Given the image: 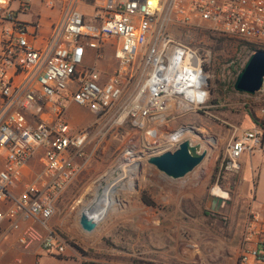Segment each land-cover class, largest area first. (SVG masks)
Here are the masks:
<instances>
[{
    "label": "built area",
    "instance_id": "obj_1",
    "mask_svg": "<svg viewBox=\"0 0 264 264\" xmlns=\"http://www.w3.org/2000/svg\"><path fill=\"white\" fill-rule=\"evenodd\" d=\"M34 1L0 0V244L16 234L23 251L36 246L47 256H63L67 246L51 221L93 158L87 150L93 126L104 121L119 128L134 120L136 128L154 134L144 144L153 151L148 159L175 151L181 141L167 140L159 152V134L204 106L208 76L204 59L176 42L172 26L209 23L264 50V0H102L91 13L81 11L82 0H40L60 15L38 44L39 24L18 19ZM108 47L119 64L111 75L98 67ZM72 106L94 114V125L73 128ZM263 146L258 127L233 139L219 177L239 174L241 157ZM35 158L42 168L27 181ZM7 264L24 260L17 256ZM236 264H264V211L250 212Z\"/></svg>",
    "mask_w": 264,
    "mask_h": 264
},
{
    "label": "rangeland",
    "instance_id": "obj_2",
    "mask_svg": "<svg viewBox=\"0 0 264 264\" xmlns=\"http://www.w3.org/2000/svg\"><path fill=\"white\" fill-rule=\"evenodd\" d=\"M82 1L86 5L81 11L91 13L102 0ZM171 29L176 42L197 51L204 59L207 95L201 109L173 120L159 134V152L167 149V140L181 141L180 136L189 134L198 137V141L185 138L181 142L189 140L194 145L201 144L207 151L205 160L186 178L169 179L148 163V155L153 151L144 144L149 143L148 137L153 139V132L148 136L134 126V120H128L119 128L105 126L104 121L94 125L97 120L94 114L72 106L69 122L73 128L94 125V136L87 148L94 155L58 201L51 221V227L67 246L65 255H46L39 264H81L82 261L95 264L237 263L244 227L251 212L249 200L253 189L251 191V183L245 181L243 190L245 194L248 190V197L242 200L238 188L242 175L219 177V167L233 139L256 127L249 114L264 119V91L249 96L234 89L236 78L254 48L248 42L221 33L209 23L172 26ZM118 65L114 49L108 47L98 64L99 69L111 75ZM3 154L2 151L0 155ZM248 158L244 154L241 160ZM124 159L130 164L141 162L133 178V189L115 192L114 205L106 215L101 214L103 205L98 204L94 209L95 219L100 217L101 221L92 215L90 223L100 222L93 231H85L80 222L83 209L94 201L100 184L107 183L110 189V178ZM41 168L39 162L36 170ZM123 180L126 184L130 182L129 177ZM216 189L226 194L225 203L218 210L211 202ZM142 197L155 206L146 205ZM7 241L0 244V262L14 251H9L7 245L14 243L16 237L12 235Z\"/></svg>",
    "mask_w": 264,
    "mask_h": 264
},
{
    "label": "water",
    "instance_id": "obj_3",
    "mask_svg": "<svg viewBox=\"0 0 264 264\" xmlns=\"http://www.w3.org/2000/svg\"><path fill=\"white\" fill-rule=\"evenodd\" d=\"M264 85V50L255 51L246 61L244 68L238 74L234 89L237 93L246 94L249 96L259 93ZM193 130L192 128H185ZM207 151L203 150L201 144H192L189 140H185L180 143L179 147L175 151H166L158 156H154L148 159V163L154 166L164 176L172 180H179L186 178L195 169H197L205 160ZM140 166V165H139ZM120 173L118 169L114 172L113 178H116ZM113 190V191H112ZM115 189H107V183L99 185L94 201L84 208L81 214V226L87 231L91 232L99 224L89 222V218H92L94 209L101 204L105 213L114 205L112 196ZM108 193V194H107ZM107 194V195H106ZM211 202L213 207H217V210L221 208L224 200L217 197H212Z\"/></svg>",
    "mask_w": 264,
    "mask_h": 264
},
{
    "label": "crops",
    "instance_id": "obj_4",
    "mask_svg": "<svg viewBox=\"0 0 264 264\" xmlns=\"http://www.w3.org/2000/svg\"><path fill=\"white\" fill-rule=\"evenodd\" d=\"M60 11L59 9H50L45 6L40 0H36L33 2L31 11L27 14H20L18 15V19L21 22L26 24H39V39H37L36 44L40 42L41 39H45L49 37L51 33L52 25L59 20ZM36 20V21H35ZM256 128V127H255ZM252 130V129H251ZM248 159L240 160L241 171L239 174L242 175L241 181L238 184V188L240 193L242 194V200H244L245 196L248 197V190L246 189V194L243 190L244 182L247 181L251 187L252 199L250 198L249 207L251 211L262 213L264 211V146L259 151L254 153L253 155H247ZM39 159H33L30 163V167L27 171V181L31 180V175L34 171L38 168ZM5 166V155H0V170L3 169ZM88 166V165H87ZM86 166V167H87ZM85 167V168H86ZM84 168V169H85ZM250 174V178H249ZM256 176V177H255ZM255 177V183H254ZM250 179V180H249ZM239 181V180H238ZM248 185V184H247ZM248 185V186H249ZM253 193V195H252ZM244 195V196H243ZM17 235H14V238ZM9 242V241H5ZM9 251L14 250L11 252L10 256L6 255L5 259L0 262V264H7L10 259L20 256L24 260V264H39L41 260L46 256L40 249L34 246L31 250L23 251L20 249L16 241L11 244L8 243L7 245ZM7 249V250H8ZM11 261V260H10Z\"/></svg>",
    "mask_w": 264,
    "mask_h": 264
},
{
    "label": "bare ground",
    "instance_id": "obj_5",
    "mask_svg": "<svg viewBox=\"0 0 264 264\" xmlns=\"http://www.w3.org/2000/svg\"><path fill=\"white\" fill-rule=\"evenodd\" d=\"M193 132V131H192ZM194 133V132H193ZM195 135V134H194ZM185 138H191L193 141L194 140H197L198 141V137L196 136H192V135H183V136H180V140L182 141L183 139ZM201 141V140H200ZM140 161L138 162H133L132 164H130L126 159H124L122 161V163L120 164V166L118 167V172L120 173L116 178H113V175H112V178L111 179V183H112V186L110 187V189H115L114 191L117 193H120V192H123V191H126L128 189H133L134 187V181H133V178L135 177V175L137 174L138 172V167L140 165ZM128 166V170L125 171V167ZM126 177H129L130 178V182L128 184H126L123 180V178H126ZM116 179V180H115ZM108 189V188H107ZM113 191V190H112ZM114 192V193H115ZM214 193L218 196V197H222V198H225L226 194L220 192L218 189H216L214 191ZM103 209V208H102ZM105 213V209L102 210V213L103 214ZM107 213H105L106 215ZM93 218L95 219V212L93 214ZM97 217V216H96ZM96 219H100L99 218H96ZM95 219V220H96Z\"/></svg>",
    "mask_w": 264,
    "mask_h": 264
},
{
    "label": "trees",
    "instance_id": "obj_6",
    "mask_svg": "<svg viewBox=\"0 0 264 264\" xmlns=\"http://www.w3.org/2000/svg\"><path fill=\"white\" fill-rule=\"evenodd\" d=\"M255 51H257V50H254V52H255ZM249 116H250V118H251L253 124H254L256 127L262 129L263 132H264V119H258V118H256V116H255L253 113H250ZM142 201H143L146 205H148V206H152V207L155 206V204H154L152 201L148 200L146 197H142ZM81 264H95V263H93V262H84V261H82Z\"/></svg>",
    "mask_w": 264,
    "mask_h": 264
}]
</instances>
